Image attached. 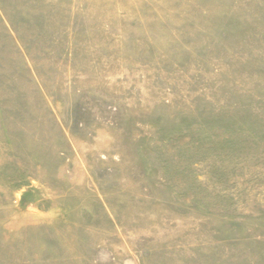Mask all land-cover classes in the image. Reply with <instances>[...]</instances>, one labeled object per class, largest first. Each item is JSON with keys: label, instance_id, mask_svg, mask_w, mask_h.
I'll list each match as a JSON object with an SVG mask.
<instances>
[{"label": "rangeland", "instance_id": "374dc122", "mask_svg": "<svg viewBox=\"0 0 264 264\" xmlns=\"http://www.w3.org/2000/svg\"><path fill=\"white\" fill-rule=\"evenodd\" d=\"M0 264H264V0H0Z\"/></svg>", "mask_w": 264, "mask_h": 264}]
</instances>
